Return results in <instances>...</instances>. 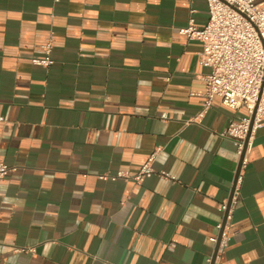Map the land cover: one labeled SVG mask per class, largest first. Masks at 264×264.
<instances>
[{
  "label": "crops",
  "instance_id": "obj_1",
  "mask_svg": "<svg viewBox=\"0 0 264 264\" xmlns=\"http://www.w3.org/2000/svg\"><path fill=\"white\" fill-rule=\"evenodd\" d=\"M190 19L206 0H0V264H208L239 161L220 131L245 111L199 116ZM245 158L214 264H264V123Z\"/></svg>",
  "mask_w": 264,
  "mask_h": 264
},
{
  "label": "built area",
  "instance_id": "obj_2",
  "mask_svg": "<svg viewBox=\"0 0 264 264\" xmlns=\"http://www.w3.org/2000/svg\"><path fill=\"white\" fill-rule=\"evenodd\" d=\"M208 20L202 27L194 25L190 19L186 26L178 29V33L188 40H197L201 44L199 52L200 63L209 67V73L203 78L206 86L204 108L201 116L214 96L233 109H242L245 115L230 119L226 127L220 131L223 137L233 140L238 155L243 153L244 143L247 144L241 160L246 161L245 153L249 140L255 129L264 123V0H206ZM53 48L52 33L40 45L41 55L32 58V63L47 67L54 60L51 57ZM165 118V114L162 115ZM2 119V118H0ZM155 151L148 156L139 172L133 176L139 180L150 174L151 161ZM15 166L8 165L0 159V179L8 172L14 171ZM163 177H170L162 171ZM99 178L128 177L127 173L118 172L116 175L100 174ZM228 200L219 204L222 218L215 227L220 236L216 248V257L228 243L229 221L232 216V206L238 198L237 181ZM217 242L216 236L209 238ZM21 250V249H19ZM211 263V257L207 260Z\"/></svg>",
  "mask_w": 264,
  "mask_h": 264
},
{
  "label": "water",
  "instance_id": "obj_3",
  "mask_svg": "<svg viewBox=\"0 0 264 264\" xmlns=\"http://www.w3.org/2000/svg\"><path fill=\"white\" fill-rule=\"evenodd\" d=\"M246 144H247V139H246V141H245V143H244L243 153H244V150H245ZM243 153L239 156V161H238V165H237V168H236V171H235V175H234V179H233L232 187H231V189H230V193H229V196H228V204L230 203V197H231L232 191H233V189H234V185H235V183H236L237 176H238L239 171H240L241 160H242V157H243ZM219 238H220V236L218 235V237H217V242H216V245H215L214 251H213V253H212L211 263H210V264H213L214 257L216 256V248H217V245H218V242H219Z\"/></svg>",
  "mask_w": 264,
  "mask_h": 264
}]
</instances>
